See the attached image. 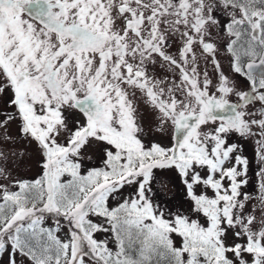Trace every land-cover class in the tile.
<instances>
[{
	"label": "snow or ice",
	"instance_id": "6c2138e0",
	"mask_svg": "<svg viewBox=\"0 0 264 264\" xmlns=\"http://www.w3.org/2000/svg\"><path fill=\"white\" fill-rule=\"evenodd\" d=\"M0 264H264V0H0Z\"/></svg>",
	"mask_w": 264,
	"mask_h": 264
},
{
	"label": "rangeland",
	"instance_id": "374dc122",
	"mask_svg": "<svg viewBox=\"0 0 264 264\" xmlns=\"http://www.w3.org/2000/svg\"><path fill=\"white\" fill-rule=\"evenodd\" d=\"M242 88L246 89L247 88V83L246 82H242L241 83ZM244 154L248 156L250 161H254V144L251 142H245L244 143ZM254 167V164H253ZM26 175H32L31 171H28L27 169L25 170ZM250 175H252V170L250 169ZM255 179V177L253 176V180ZM100 238H104L103 235H101ZM111 246V245H110Z\"/></svg>",
	"mask_w": 264,
	"mask_h": 264
}]
</instances>
